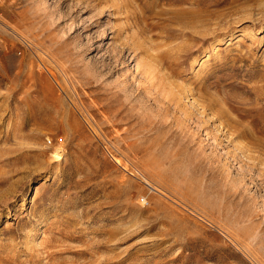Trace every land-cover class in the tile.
<instances>
[{"label": "rangeland", "instance_id": "1", "mask_svg": "<svg viewBox=\"0 0 264 264\" xmlns=\"http://www.w3.org/2000/svg\"><path fill=\"white\" fill-rule=\"evenodd\" d=\"M0 264H264V0H0Z\"/></svg>", "mask_w": 264, "mask_h": 264}, {"label": "bare ground", "instance_id": "2", "mask_svg": "<svg viewBox=\"0 0 264 264\" xmlns=\"http://www.w3.org/2000/svg\"><path fill=\"white\" fill-rule=\"evenodd\" d=\"M92 131V130H91Z\"/></svg>", "mask_w": 264, "mask_h": 264}]
</instances>
